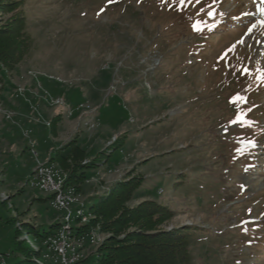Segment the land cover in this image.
<instances>
[{
  "label": "rangeland",
  "instance_id": "rangeland-1",
  "mask_svg": "<svg viewBox=\"0 0 264 264\" xmlns=\"http://www.w3.org/2000/svg\"><path fill=\"white\" fill-rule=\"evenodd\" d=\"M260 8L258 0H0V29L16 45L0 50L7 264L21 262L29 243L46 250L29 231L64 224L31 181L70 141L89 165L72 185L86 216L71 225L92 233L81 264H98L109 236L80 230L90 208L130 180L138 186L129 207L156 202L173 212L163 227L193 229L191 264H264ZM19 16L27 44L15 37Z\"/></svg>",
  "mask_w": 264,
  "mask_h": 264
},
{
  "label": "trees",
  "instance_id": "trees-1",
  "mask_svg": "<svg viewBox=\"0 0 264 264\" xmlns=\"http://www.w3.org/2000/svg\"><path fill=\"white\" fill-rule=\"evenodd\" d=\"M17 20L22 24H19L15 37L27 44L30 38L23 31L24 18L19 16ZM8 35V29H0V50L3 48L10 50L16 47L14 41H7ZM19 54L18 51L17 55ZM3 60L6 61V59ZM10 60L15 59L10 57ZM49 161L68 172L67 183L71 187L79 188L84 182V170L89 165H83L84 150L77 144V141H70L62 149L57 150ZM137 186V181L119 182L90 208L93 219L90 225L80 230L86 231L90 226H98L101 232L109 235L100 248L98 264H191L193 229L174 227L169 230L163 227L173 218V212L156 202L144 201L136 207H129L127 204ZM61 227L60 224L52 226L50 232L43 235L35 229L29 232L46 242L50 237L55 236ZM58 228L59 230L55 231ZM122 232H124V237H121ZM78 233L80 236L84 235L80 234L79 229ZM23 242L27 241L18 243ZM29 246V249L20 246V249L25 251L22 254V261L18 264H38L35 260L42 257L44 250L39 248L35 251L30 243ZM39 254L41 256L35 257Z\"/></svg>",
  "mask_w": 264,
  "mask_h": 264
},
{
  "label": "bare ground",
  "instance_id": "bare-ground-1",
  "mask_svg": "<svg viewBox=\"0 0 264 264\" xmlns=\"http://www.w3.org/2000/svg\"><path fill=\"white\" fill-rule=\"evenodd\" d=\"M34 154L37 156L36 153ZM42 170L46 171L47 180H52L53 183H61V187L57 190H50V187L45 185V176H42ZM33 176L34 178L31 181V186L49 194L51 196V206L56 210L64 212V224H62L61 227L62 238L64 239L65 244L72 246L71 254H73L74 261L81 264V261L83 260L82 249L85 247V245H83L85 239L83 236H80L77 231V233H75L71 223L73 220H82L86 216L83 208L84 203H79L76 189L68 185L67 175L56 166L49 165L48 163L38 164L37 168L34 170ZM59 198H67V200ZM63 207H65V210ZM59 232L56 233V235L59 234ZM56 235L53 237H56ZM93 240H95V238H93ZM44 245L46 246L45 251L48 253L49 257L42 253V257L35 260L38 264H44L45 262H50L51 264H64L60 259L59 248L56 244H52L48 239V241L44 242ZM32 247L34 250H39L37 247Z\"/></svg>",
  "mask_w": 264,
  "mask_h": 264
},
{
  "label": "built area",
  "instance_id": "built-area-1",
  "mask_svg": "<svg viewBox=\"0 0 264 264\" xmlns=\"http://www.w3.org/2000/svg\"><path fill=\"white\" fill-rule=\"evenodd\" d=\"M35 155V154H34ZM42 176H45V185H48L50 187V190H57L59 187H61V183H53L52 180L46 179V171L42 170ZM59 199H66L67 198H59ZM58 202V201H57ZM65 210V207H63ZM82 224H85L84 222ZM68 228V227H67ZM90 233H85L83 235L84 239L87 240L85 237L90 236ZM49 240L52 242V244H56L59 248V256L64 264H80L76 263L73 258V254H71V247L69 244H65L64 239L62 238V229H60L59 234L56 235V237H50ZM92 237L89 241L91 245H93ZM43 253L49 257L48 253L46 251H43ZM0 264H7L3 256L0 255Z\"/></svg>",
  "mask_w": 264,
  "mask_h": 264
},
{
  "label": "snow or ice",
  "instance_id": "snow-or-ice-1",
  "mask_svg": "<svg viewBox=\"0 0 264 264\" xmlns=\"http://www.w3.org/2000/svg\"><path fill=\"white\" fill-rule=\"evenodd\" d=\"M260 11H261V12H264V8L260 9ZM241 71H242V73H243L244 75H248V74H250V70H248V69H242ZM260 79H261L262 81H264V72H261ZM241 99H245V98L242 97V96H238L237 99L233 101V103H236V102H238V101L241 100Z\"/></svg>",
  "mask_w": 264,
  "mask_h": 264
},
{
  "label": "crops",
  "instance_id": "crops-1",
  "mask_svg": "<svg viewBox=\"0 0 264 264\" xmlns=\"http://www.w3.org/2000/svg\"><path fill=\"white\" fill-rule=\"evenodd\" d=\"M1 122V121H0ZM4 131V127H3V124L1 123L0 124V134ZM5 139V138H4Z\"/></svg>",
  "mask_w": 264,
  "mask_h": 264
}]
</instances>
